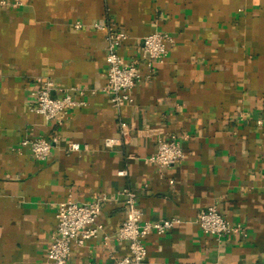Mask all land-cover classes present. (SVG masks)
<instances>
[{
    "label": "crops",
    "instance_id": "1",
    "mask_svg": "<svg viewBox=\"0 0 264 264\" xmlns=\"http://www.w3.org/2000/svg\"><path fill=\"white\" fill-rule=\"evenodd\" d=\"M10 2L20 5L0 6V264H50L59 204L101 196L99 232L68 264H117L129 253L118 239L126 191L143 220H178L149 234L146 264H264V0ZM96 23L128 34L119 52L142 75L133 103L117 108L102 89L109 30ZM156 31L175 41L149 76L141 45ZM46 80L87 105L47 120L33 110ZM171 135L185 137L186 157L160 169L149 157ZM38 137L53 143L44 162L21 146ZM211 206L247 236L205 234L196 220Z\"/></svg>",
    "mask_w": 264,
    "mask_h": 264
},
{
    "label": "built area",
    "instance_id": "2",
    "mask_svg": "<svg viewBox=\"0 0 264 264\" xmlns=\"http://www.w3.org/2000/svg\"><path fill=\"white\" fill-rule=\"evenodd\" d=\"M12 5L17 7L19 2L11 3L10 0H0V6ZM99 29H108V53L107 83L102 88L110 96L113 106L119 108L126 103H133V90L137 81L142 77L139 70V60L134 59L126 62L120 54V45L128 39V34L121 30H115L104 24H95ZM77 28H83L82 22L75 24ZM174 37L167 32L156 31L142 39L141 52L150 67V75L157 64H163L169 54L170 46L174 43ZM55 84L52 80L42 83L37 93L34 112L43 115L47 120L62 124L68 118L71 111L80 106L87 105L85 99H77L72 94L65 92L62 96L54 94ZM93 90L91 93L94 94ZM84 95V92H80ZM262 124V121H259ZM129 134L126 123H121V135L125 138ZM183 139L177 135L168 138H160L155 153L149 157V161L160 169L169 168L181 163L186 152ZM56 139H54L55 141ZM119 139L109 138L107 145H118ZM22 147L29 146L34 157L39 161H47L52 153L53 143L45 138H25L21 142ZM70 151L80 150L78 143H71ZM123 173V172H122ZM107 196H101L94 201L77 203L72 199L63 201L58 206L57 226L53 234L50 248V264H68V259L75 245L83 246L87 241L94 238L99 228L96 226L97 218L101 212ZM126 217L118 234V239L129 242V253L118 260L117 264H146L147 261V238L155 233L159 236L166 234L177 223L176 219H164L159 221L143 220V211L138 206L137 196L132 191L125 192ZM205 234L215 236L221 240L229 235L247 236L245 228L240 224H232L215 206L201 212L196 220ZM107 240L108 237H105Z\"/></svg>",
    "mask_w": 264,
    "mask_h": 264
}]
</instances>
